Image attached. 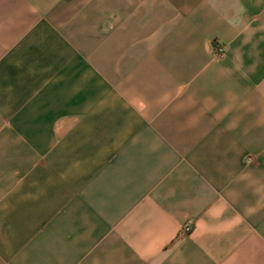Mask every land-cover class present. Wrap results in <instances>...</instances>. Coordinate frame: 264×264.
Segmentation results:
<instances>
[{
	"label": "crops",
	"instance_id": "crops-1",
	"mask_svg": "<svg viewBox=\"0 0 264 264\" xmlns=\"http://www.w3.org/2000/svg\"><path fill=\"white\" fill-rule=\"evenodd\" d=\"M0 264H264V0H0Z\"/></svg>",
	"mask_w": 264,
	"mask_h": 264
},
{
	"label": "built area",
	"instance_id": "built-area-1",
	"mask_svg": "<svg viewBox=\"0 0 264 264\" xmlns=\"http://www.w3.org/2000/svg\"><path fill=\"white\" fill-rule=\"evenodd\" d=\"M214 50L217 53V55H221L223 52V47L220 45H215ZM191 230V224L189 222L185 223L184 226L182 227L183 232H188Z\"/></svg>",
	"mask_w": 264,
	"mask_h": 264
}]
</instances>
